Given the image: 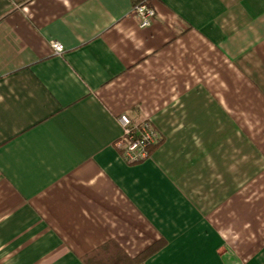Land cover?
I'll list each match as a JSON object with an SVG mask.
<instances>
[{
  "label": "crops",
  "instance_id": "0c3cea01",
  "mask_svg": "<svg viewBox=\"0 0 264 264\" xmlns=\"http://www.w3.org/2000/svg\"><path fill=\"white\" fill-rule=\"evenodd\" d=\"M0 264H264V0H0Z\"/></svg>",
  "mask_w": 264,
  "mask_h": 264
},
{
  "label": "built area",
  "instance_id": "2783aa9c",
  "mask_svg": "<svg viewBox=\"0 0 264 264\" xmlns=\"http://www.w3.org/2000/svg\"><path fill=\"white\" fill-rule=\"evenodd\" d=\"M134 14L141 19V28L151 26L155 17V11L146 3L141 2L134 8ZM55 54L64 52V46L57 42H51ZM122 128L121 137L116 140L114 147L125 161L131 164H139L150 157V149L160 141V134L154 125L144 119L138 122L123 114L118 118Z\"/></svg>",
  "mask_w": 264,
  "mask_h": 264
},
{
  "label": "trees",
  "instance_id": "16d2710c",
  "mask_svg": "<svg viewBox=\"0 0 264 264\" xmlns=\"http://www.w3.org/2000/svg\"><path fill=\"white\" fill-rule=\"evenodd\" d=\"M151 253H152V252H151ZM151 253H150V252L145 253L143 256H141V257L139 258V260H140V261H144L147 257H149V256L151 255Z\"/></svg>",
  "mask_w": 264,
  "mask_h": 264
}]
</instances>
